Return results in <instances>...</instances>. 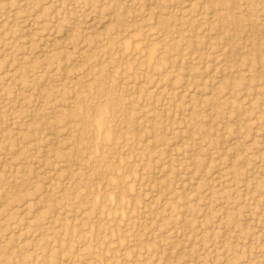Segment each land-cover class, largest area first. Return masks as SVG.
I'll return each mask as SVG.
<instances>
[{
	"label": "rangeland",
	"instance_id": "1",
	"mask_svg": "<svg viewBox=\"0 0 264 264\" xmlns=\"http://www.w3.org/2000/svg\"><path fill=\"white\" fill-rule=\"evenodd\" d=\"M0 264H264V0H0Z\"/></svg>",
	"mask_w": 264,
	"mask_h": 264
},
{
	"label": "bare ground",
	"instance_id": "2",
	"mask_svg": "<svg viewBox=\"0 0 264 264\" xmlns=\"http://www.w3.org/2000/svg\"><path fill=\"white\" fill-rule=\"evenodd\" d=\"M95 19V18H94Z\"/></svg>",
	"mask_w": 264,
	"mask_h": 264
}]
</instances>
